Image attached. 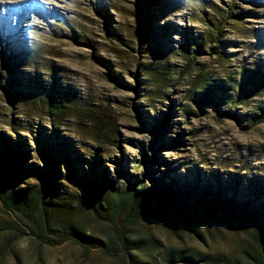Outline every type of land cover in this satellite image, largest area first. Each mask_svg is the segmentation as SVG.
Instances as JSON below:
<instances>
[{
    "label": "rangeland",
    "instance_id": "1",
    "mask_svg": "<svg viewBox=\"0 0 264 264\" xmlns=\"http://www.w3.org/2000/svg\"><path fill=\"white\" fill-rule=\"evenodd\" d=\"M262 79L264 0H0V135L27 154L10 189L30 199L52 170L47 199L60 210L48 209L47 230L69 221L128 239L132 264H166L170 250L205 259L171 264H254L264 238ZM137 178L163 195L181 188L172 199L192 202L188 222L164 198L174 222L122 209ZM208 196L232 198L231 215L223 206L206 215ZM29 225L0 199V264H125L71 240L43 244Z\"/></svg>",
    "mask_w": 264,
    "mask_h": 264
},
{
    "label": "trees",
    "instance_id": "2",
    "mask_svg": "<svg viewBox=\"0 0 264 264\" xmlns=\"http://www.w3.org/2000/svg\"><path fill=\"white\" fill-rule=\"evenodd\" d=\"M264 82V79L260 80ZM264 88V86H263ZM162 131V126L156 124L153 127V135L154 139L150 142V147H153L158 140V137ZM46 161L49 164V168L54 167L56 164L53 160V155L47 154V148L45 146L40 147ZM22 148L21 142H13L8 138V136L0 135V199L4 206L10 210L11 212H15L17 214H24L29 217L30 220V229L31 234L37 237L43 244H49L52 246L60 245L66 241H75L80 244L85 249L91 248H99L104 253L113 255V256H122L124 259L125 264H132L133 255L129 251L128 239H114L111 241H106L99 237H96L90 233H88L84 227L76 224L75 222L63 221L58 223L55 228H53V233L49 232L48 223H47V212L48 209H52L54 212H58L60 208H58L57 203L53 200V204L50 203L51 201L47 199L52 192L51 187L53 186V194L54 192V181L50 179L52 170L46 172L45 176H43V189L37 192L32 198H25L23 193H20L19 190L11 191L10 189V182L13 180L14 183H17L21 180V178H25L22 176V171L25 169V162L27 154ZM148 158V151L146 149L143 150L142 157L140 159V163H145L146 159ZM153 168H148L147 171L142 173L143 179L150 176ZM143 179H130L133 185L129 186L126 193L122 195V202L121 207L124 209L126 206L125 203L130 204L136 210L145 209V211L153 210L155 212L160 213L162 216L167 217L170 222H174L176 219L175 216H178L179 221L182 223H187L190 215L188 214V208L191 207L192 202L188 199L182 198L181 200H176L172 197H177L181 194L182 190L180 188L170 189L171 191L165 193L164 195L161 194L162 189L157 185L152 187H148L146 181ZM151 180L148 177L147 181ZM95 185V178L92 182ZM94 191L91 194L90 203L91 206L95 211H99L101 205V192L98 191L97 187H93ZM161 195L162 198H161ZM164 198L165 201L168 202V205H175V216L168 210V205H164L162 199ZM158 200V201H157ZM169 200V201H168ZM204 200V199H203ZM207 205H206V212L205 214H213L220 210L221 206H223L224 214L231 215V207L233 199L229 197H224L222 200L215 201L214 198L208 196L205 198ZM56 203V204H55ZM123 203V204H122ZM53 206H52V205ZM59 204V203H58ZM218 204V205H217ZM30 205H34V208L39 209V213L36 209L34 215L29 211L31 209ZM53 207V208H51ZM242 213V209H235ZM236 214H239V213ZM251 211H244L246 219H252ZM239 216V215H235ZM43 225H41V223ZM259 240V251L255 253H250L249 256L252 259L254 264H264V238L258 239ZM176 259V260H175ZM184 259L190 261H197L202 262L205 259L201 257H194V256H186L182 252L178 251H169L166 255V264H171V261L175 260V263H178Z\"/></svg>",
    "mask_w": 264,
    "mask_h": 264
}]
</instances>
